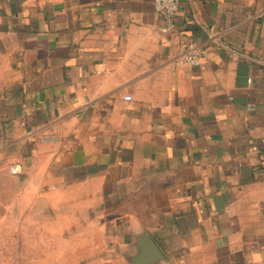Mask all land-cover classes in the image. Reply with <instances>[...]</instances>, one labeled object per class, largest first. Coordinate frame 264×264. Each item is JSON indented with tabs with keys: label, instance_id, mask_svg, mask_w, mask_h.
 Listing matches in <instances>:
<instances>
[{
	"label": "crops",
	"instance_id": "1",
	"mask_svg": "<svg viewBox=\"0 0 264 264\" xmlns=\"http://www.w3.org/2000/svg\"><path fill=\"white\" fill-rule=\"evenodd\" d=\"M161 24L153 0H0V264H128L141 232L159 264H264V0Z\"/></svg>",
	"mask_w": 264,
	"mask_h": 264
},
{
	"label": "built area",
	"instance_id": "2",
	"mask_svg": "<svg viewBox=\"0 0 264 264\" xmlns=\"http://www.w3.org/2000/svg\"><path fill=\"white\" fill-rule=\"evenodd\" d=\"M153 2L155 11L160 16L162 21L160 27L161 32L165 35L177 33L176 21L179 17L181 0H153ZM184 21L186 24L191 23L190 17H184ZM180 40L183 51L176 59V65L192 67L199 66L206 52L204 45H200L192 40H189L186 36H182ZM127 100H131V97H127ZM48 140L56 141L57 137L45 136L42 138V141ZM63 146L66 147V145ZM7 172L13 176H20L23 174V167L18 163L9 164L7 166Z\"/></svg>",
	"mask_w": 264,
	"mask_h": 264
},
{
	"label": "water",
	"instance_id": "3",
	"mask_svg": "<svg viewBox=\"0 0 264 264\" xmlns=\"http://www.w3.org/2000/svg\"><path fill=\"white\" fill-rule=\"evenodd\" d=\"M133 248L134 253L127 259L128 264H159L165 260L155 241L145 232L134 238Z\"/></svg>",
	"mask_w": 264,
	"mask_h": 264
}]
</instances>
